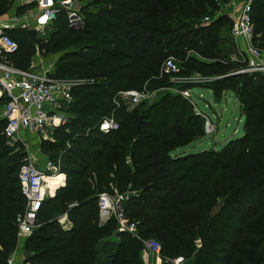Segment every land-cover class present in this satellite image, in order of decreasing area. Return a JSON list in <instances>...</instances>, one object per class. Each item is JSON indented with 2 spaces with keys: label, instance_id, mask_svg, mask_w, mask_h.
<instances>
[{
  "label": "trees",
  "instance_id": "obj_1",
  "mask_svg": "<svg viewBox=\"0 0 264 264\" xmlns=\"http://www.w3.org/2000/svg\"><path fill=\"white\" fill-rule=\"evenodd\" d=\"M13 1L0 0V16ZM74 1L79 29L67 27L61 9L43 36L5 31L17 47L5 55L12 66L26 69L36 53L60 54L53 77L95 81L72 89L66 123L53 131V143L41 142L40 153L58 165L61 179L49 180L21 264H142L147 239L166 258L160 264L178 257L191 264H264V77H242L235 92L243 135L219 151L171 156L183 136L199 138L202 131L201 118L177 94L143 100L130 111L111 102L117 91L163 87L167 57L189 63L197 75L220 77L196 85L216 95L241 79L226 75L232 69L218 43L230 20L214 16L216 0ZM250 20L252 43L264 53V0L252 3ZM110 114L117 129L99 132L96 125ZM3 125L0 120V264L18 245L15 219L25 205L17 182L24 154L5 146ZM113 192L123 196L122 216L135 225V235L118 233L115 242L114 218L99 226L96 206L100 193ZM63 213L68 230L56 221Z\"/></svg>",
  "mask_w": 264,
  "mask_h": 264
},
{
  "label": "built area",
  "instance_id": "obj_2",
  "mask_svg": "<svg viewBox=\"0 0 264 264\" xmlns=\"http://www.w3.org/2000/svg\"><path fill=\"white\" fill-rule=\"evenodd\" d=\"M255 0H245L238 14H233L230 21L229 37L235 41H242L244 46L238 52L244 57L246 65L237 73L255 72L264 77V53L252 43V25L250 20L251 5ZM37 12L30 14L29 22L33 24L30 30L43 36L46 29H49L52 22L62 9L65 13L66 25L69 29H79L82 27V18L77 9L73 6V1L63 0L56 3L52 0H36ZM216 15V14H215ZM204 23L209 21L203 18ZM25 24L19 28H25ZM0 120L4 121L1 135L4 138L5 146L12 149L23 148L26 143L23 139L24 134H35L39 141L53 143V131L63 126L68 114L66 108L71 103V91L81 85L92 84L91 79H56L53 77L54 63H43L41 57L37 63H30L26 69H18L6 61V54H13L17 47L15 42L5 33L14 29L12 24L0 26ZM38 54V53H37ZM191 54L190 51L186 53ZM39 55V54H38ZM179 68L176 66L172 57H167L162 65L161 72L168 76L178 75ZM195 85H203L208 82L207 78L196 76ZM191 83L184 79L180 85ZM190 89V88H189ZM188 88L180 89L177 95L191 103ZM146 89L121 90L115 92L111 102L115 107L119 105L127 107V111L134 108L139 102L146 100ZM191 105V104H190ZM204 121V131L212 132V124L209 118L199 112H195ZM99 132L107 133L117 129L112 114L101 118L96 125ZM17 172V182L19 192L25 199L23 213L15 219L17 244L20 238H27L35 227L36 214L41 202L47 197L49 179L61 177L58 165L44 159L38 164L35 157L28 151L21 161ZM123 196L108 193H100L97 196L96 206L98 214L111 213L116 221L119 233L135 235V225L128 222L122 216L121 202ZM73 204L68 205V208ZM67 223V222H66ZM143 249L158 256L160 247L155 240L147 239L141 241ZM8 258L6 264H14L12 257ZM181 261L178 257L172 261L176 264Z\"/></svg>",
  "mask_w": 264,
  "mask_h": 264
},
{
  "label": "rangeland",
  "instance_id": "obj_3",
  "mask_svg": "<svg viewBox=\"0 0 264 264\" xmlns=\"http://www.w3.org/2000/svg\"><path fill=\"white\" fill-rule=\"evenodd\" d=\"M71 1H73L72 3H76L74 0ZM244 1L245 0H226V2L223 3L220 0H216V8L212 12L216 14H214V16H217L219 18L222 17L220 16V14L222 13H229L230 16H233V14L237 15L242 8ZM34 3L35 6L33 5L32 8L36 7L37 10L36 2ZM17 6H19V2L14 0L10 6V9L8 10L9 15L5 14L0 16V26L13 23V27L15 29L19 28V26L22 25V23L20 22V17H23L24 11L17 12L16 10H13ZM36 10L32 14L35 15ZM223 18L226 19V17ZM229 26L230 25L224 24L220 27L219 36L223 40H221V42L219 41L218 45L226 57L225 62L232 69V71L227 73L226 75L241 76V79H232L233 81H231L230 83L229 90L223 86L222 91H217L216 95L212 90L204 89V87H196V76L208 79V82H203V84L213 82L220 77H207L199 74L197 75V73L192 71L189 63L181 62L180 60L175 58H173V60L179 70L182 71L184 69L187 74H178L171 77L166 76L164 79L165 85H162L163 87L152 90L146 89V100L148 102H152L164 94L175 95L180 89L188 88V92L190 93L191 98L190 106L192 107L193 114L196 115L195 112H199L207 116L210 119L209 122L212 124L213 131L205 132L204 121L201 117H199L202 120L201 137L194 139L193 137H191V139L187 138V136H183L181 138V146L175 149L171 153V156L177 157L188 154H195L206 150L219 151L223 147L225 142L231 139L240 138L243 135V125L245 123V117L242 115V104L237 97L235 89H237L239 84L241 85L243 81L242 77H247L250 75L254 76L257 74L255 72H244L237 74L235 73L240 71V69H242L246 65L244 57L238 52V50L244 46V43L242 41L240 42L232 40L229 37ZM45 31H48V29H46ZM53 58H55V60L57 61V59H60V54L53 56ZM184 79L190 80L191 83H187L186 85L178 84V81L181 82V80ZM91 80L95 82L94 79ZM247 101L248 103H245V105L251 104V99H247ZM22 137L26 143L25 150L23 148H16V150H12V153L17 154L20 152L25 156V152L28 151L30 154L34 155V157H36V161L39 162V154H41L39 152V146L41 145V142H39V140L35 136L31 139V137H28L27 134H24ZM37 152H39V154ZM21 161L20 164L22 163ZM143 252L142 264H160L161 260L162 262H164V259L166 260V258L160 255V253L158 256H156L145 250V248L143 249ZM191 262L192 258H181V261L176 264H191Z\"/></svg>",
  "mask_w": 264,
  "mask_h": 264
},
{
  "label": "crops",
  "instance_id": "obj_4",
  "mask_svg": "<svg viewBox=\"0 0 264 264\" xmlns=\"http://www.w3.org/2000/svg\"><path fill=\"white\" fill-rule=\"evenodd\" d=\"M17 2H19V8H21L22 6H26V5H29L31 4L32 2L36 1V0H16ZM35 6V5H34ZM15 7V8H17ZM33 7V6H32ZM30 7L29 9H26L23 13V17H20V22L22 24H25V28H21L23 30H27V31H30V27H32L33 25L29 22V16H30V13L32 14L35 10H36V7L32 8ZM15 8L13 10H15ZM37 12V10H36ZM6 15H9L8 13H6ZM220 16L223 17H226L227 20H230L231 21V16L229 13H222L220 14ZM239 41V40H238ZM41 57L36 53L31 59H30V63H37L38 62V59H40ZM44 59L42 60L43 63H54L55 65V58H53V56H49V57H43ZM29 63V64H30ZM200 97V96H199ZM230 101V100H229ZM28 137H34L35 134H27ZM36 137V136H35ZM37 138V137H36ZM39 142H43V141H39ZM40 147V146H39ZM40 152V151H39ZM39 152H37L39 154ZM40 155V161L37 162L38 164L42 163V161L44 159H46V157L42 154H39ZM34 156V155H33ZM36 159V157H35ZM61 179V177H59ZM109 218H114L113 215L111 213L107 214V213H104V214H98V225L101 226L103 225ZM115 220V219H114ZM56 221L58 223V225L64 229V230H68L70 227H71V224L70 222L67 220V217H66V214H61L59 215L57 218H56ZM67 222V223H66ZM118 230H117V224H116V221H115V230L112 232V234L110 235V240L113 242H115L117 240L116 238V234H118ZM26 238H20V240L18 241V245L16 246L15 250L13 251V260H14V264H21L22 263V257H23V254H22V245H23V242Z\"/></svg>",
  "mask_w": 264,
  "mask_h": 264
},
{
  "label": "bare ground",
  "instance_id": "obj_5",
  "mask_svg": "<svg viewBox=\"0 0 264 264\" xmlns=\"http://www.w3.org/2000/svg\"><path fill=\"white\" fill-rule=\"evenodd\" d=\"M49 180H50V179H49ZM49 180H46V181H47L48 188H49Z\"/></svg>",
  "mask_w": 264,
  "mask_h": 264
},
{
  "label": "water",
  "instance_id": "obj_6",
  "mask_svg": "<svg viewBox=\"0 0 264 264\" xmlns=\"http://www.w3.org/2000/svg\"><path fill=\"white\" fill-rule=\"evenodd\" d=\"M0 31H4V29H1Z\"/></svg>",
  "mask_w": 264,
  "mask_h": 264
}]
</instances>
